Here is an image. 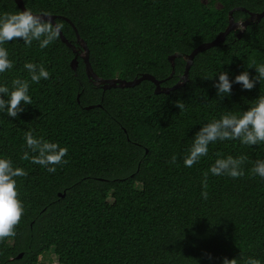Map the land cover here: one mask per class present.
<instances>
[{"label":"trees","instance_id":"16d2710c","mask_svg":"<svg viewBox=\"0 0 264 264\" xmlns=\"http://www.w3.org/2000/svg\"><path fill=\"white\" fill-rule=\"evenodd\" d=\"M23 1L34 13L55 15L72 45L60 34L44 49L22 39L3 45L14 66L0 73V84L11 90L13 80H27L32 104L17 117L0 112V156L27 172L15 178L25 210L15 235L0 240V264H38L51 248L60 264H222L233 257L264 264V178L251 172L264 159V142L217 140L207 156L183 164L200 126L238 115L264 96V79L250 91L233 84L223 98L214 87L221 71L231 79L264 64V17L198 53L188 80L169 93L157 94L148 79L132 87L97 85L82 43L104 80L150 73L173 86L187 60L171 55L215 39L231 11L236 22L263 11L264 0ZM20 9L16 0H0V14ZM28 61L45 66L49 79L32 82ZM28 130L67 147V162L49 173L25 159ZM228 155L247 157L244 174L209 173L205 186L203 174Z\"/></svg>","mask_w":264,"mask_h":264},{"label":"clouds","instance_id":"9594fccd","mask_svg":"<svg viewBox=\"0 0 264 264\" xmlns=\"http://www.w3.org/2000/svg\"><path fill=\"white\" fill-rule=\"evenodd\" d=\"M44 16H48V19H44ZM62 29L63 25L54 23L49 14L41 15L27 8L0 14V73L14 66V61L9 58L8 49L3 46L6 42L22 39L26 45H31L33 41H37L39 48L44 49L58 38ZM24 68L27 69L32 82L39 83L41 79H49L50 73L42 64L28 61L25 62ZM216 77L214 83L216 95L222 98L231 94L233 84H238L241 90L250 91L260 79H264V64L256 66L255 74H250L249 70H242L230 79V72L224 70ZM31 104L32 98L27 80H13L11 90L6 85L0 84V112H6L8 117H17L25 110V106ZM178 107L182 105L178 103ZM236 139L245 145H258L264 142V96H259L255 103L238 115L225 113L218 119L213 118L200 126L192 137V143L183 159V164L191 167L202 157L207 156L210 143L217 140ZM24 145L27 149L24 152V158L30 159L33 164L45 167L49 173L56 171V165L67 162L65 159L67 147L34 134L32 130L24 132ZM246 159L244 155L218 157L203 174L202 183L206 186L209 173L214 176L227 175L232 178L242 176L244 174L242 165ZM175 162L176 156L173 155L171 163ZM251 172L264 178V159H257ZM25 175L27 172L24 168L14 167L10 158L0 156V240L15 235V226L24 213V205L18 197L15 178ZM201 196L207 199L208 193L202 191ZM222 264H238V260L236 257L224 258ZM245 264H260V261L249 257Z\"/></svg>","mask_w":264,"mask_h":264},{"label":"water","instance_id":"95a60500","mask_svg":"<svg viewBox=\"0 0 264 264\" xmlns=\"http://www.w3.org/2000/svg\"><path fill=\"white\" fill-rule=\"evenodd\" d=\"M17 4L19 5V7L22 9L26 8L25 4H24V1L23 0H16ZM41 15H44V14H41ZM264 17V10L261 11V12H251L250 13V17L245 20V21H239V22H236L233 18V11H231L230 13V24L229 26L226 28V30L220 32L215 39H213L212 41H209V42H205V43H202L200 44L198 47H196L190 54H182V53H177V54H174V55H171L170 56V60L173 61L174 58L178 55H183L186 60H187V64H186V70H185V73L184 75L182 76V79L179 83H177L176 85H173V86H163L162 85V81L157 79L154 75L150 74V73H144L142 74L141 76L139 77H136L132 80H125V79H120V78H114V79H107V80H104L102 78H100L96 73L93 72L92 70V65L89 61V49L88 47L86 46V44L84 42L83 43V46H84V49L86 51V55L84 56V59H85V62H86V65H87V69H88V73L90 76H93L94 80H95V83L97 85H102L104 89H108V88H111V87H117V86H125V87H132V86H136L137 84L141 83L143 80H151L153 81L155 84H156V89H155V92L157 94L159 93H169L171 92L172 90H174L175 88L183 85L189 78V71H190V67L194 61V58L195 56L206 50V49H209V48H212V47H215V46H218L219 44L223 43L228 34L231 32V31H234V30H237L239 29V26H244L243 29L248 26V24L252 21H259L261 20L262 18ZM44 19H48V16H44L43 17ZM50 18L51 20L54 22V23H57L56 22V16L55 15H50ZM243 29H241L239 31V35L241 36L242 32H243ZM60 36L62 38V40L67 43L68 45H72L71 42L68 41V39L66 38V36L63 34L62 30L60 32ZM77 66H78V55L74 57L73 61H72V67L74 70L77 69ZM89 107H93V105L89 106ZM65 195V193L63 194ZM23 254L21 253L19 255V257H21Z\"/></svg>","mask_w":264,"mask_h":264},{"label":"rangeland","instance_id":"374dc122","mask_svg":"<svg viewBox=\"0 0 264 264\" xmlns=\"http://www.w3.org/2000/svg\"><path fill=\"white\" fill-rule=\"evenodd\" d=\"M209 1V0H203ZM244 26H239V29H243ZM38 264H60L58 256L55 254L54 249L51 248L50 250L44 252Z\"/></svg>","mask_w":264,"mask_h":264}]
</instances>
